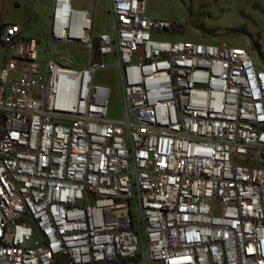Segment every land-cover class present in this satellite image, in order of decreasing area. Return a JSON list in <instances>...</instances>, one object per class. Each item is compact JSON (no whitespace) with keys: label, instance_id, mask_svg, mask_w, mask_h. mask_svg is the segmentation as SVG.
<instances>
[{"label":"built area","instance_id":"2783aa9c","mask_svg":"<svg viewBox=\"0 0 264 264\" xmlns=\"http://www.w3.org/2000/svg\"><path fill=\"white\" fill-rule=\"evenodd\" d=\"M75 2L44 7V70L40 38L0 20V264H264V68L227 41L156 38L184 27L146 0H106L99 33L98 0Z\"/></svg>","mask_w":264,"mask_h":264},{"label":"rangeland","instance_id":"374dc122","mask_svg":"<svg viewBox=\"0 0 264 264\" xmlns=\"http://www.w3.org/2000/svg\"><path fill=\"white\" fill-rule=\"evenodd\" d=\"M50 0H0V20L18 23L40 38L38 46L41 69L48 56V17L44 7ZM95 13V32L107 25L106 0H98ZM93 0H76L75 6L91 8ZM146 14L151 18L173 20L184 31L170 36H155L162 40H190L203 43L227 41L250 50L258 65L264 68V0H146ZM12 50L0 47V71ZM52 56L63 65L81 67L87 64V49L78 45L52 46ZM109 60H107L108 62ZM95 82L111 88L109 116L120 119L122 107L119 86L112 69L100 71Z\"/></svg>","mask_w":264,"mask_h":264},{"label":"crops","instance_id":"0c3cea01","mask_svg":"<svg viewBox=\"0 0 264 264\" xmlns=\"http://www.w3.org/2000/svg\"><path fill=\"white\" fill-rule=\"evenodd\" d=\"M4 23V22H3ZM6 24V23H5ZM16 24H18V23H16ZM20 25V24H19ZM22 26V25H21ZM22 28H23V30H24V35H32V36H35V35H33V33L34 32H30L29 30H26V28H24L23 26H22Z\"/></svg>","mask_w":264,"mask_h":264}]
</instances>
